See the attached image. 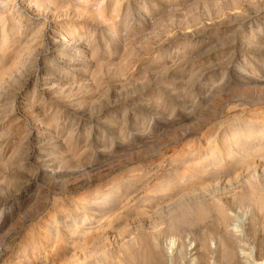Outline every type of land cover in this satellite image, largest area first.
I'll return each instance as SVG.
<instances>
[{"label":"rangeland","instance_id":"1","mask_svg":"<svg viewBox=\"0 0 264 264\" xmlns=\"http://www.w3.org/2000/svg\"><path fill=\"white\" fill-rule=\"evenodd\" d=\"M4 1L0 264L98 254L85 236L107 217L75 218L112 195L105 206L117 202L113 225L126 239L110 233L106 244L151 248L172 218L152 230L137 213L205 183L186 214L195 220L163 237L165 264H264V0ZM71 31L80 65L56 57L55 41Z\"/></svg>","mask_w":264,"mask_h":264},{"label":"bare ground","instance_id":"2","mask_svg":"<svg viewBox=\"0 0 264 264\" xmlns=\"http://www.w3.org/2000/svg\"><path fill=\"white\" fill-rule=\"evenodd\" d=\"M43 1V0H42ZM47 1V0H44ZM53 0H48L49 3H51ZM85 1H89V0H82V2ZM103 0H101L102 2ZM55 2V1H54ZM5 1L4 0H0V5H5ZM36 5L39 7L40 1L39 0H35ZM53 3V2H52ZM45 4V3H44ZM86 4V3H84ZM88 4V3H87ZM43 5V4H41ZM46 5V4H45ZM55 5V4H54ZM101 5V4H100ZM6 6V5H5ZM36 6V7H37ZM51 6V4H50ZM2 7V6H1ZM0 7V9H1ZM44 7V6H43ZM172 7V6H171ZM6 8V7H5ZM49 8V7H48ZM87 8V7H85ZM3 9V7H2ZM9 9V8H8ZM41 9V8H40ZM77 9V8H76ZM47 10V9H46ZM55 10V9H54ZM78 10V9H77ZM99 11H101V7L99 6L98 9ZM9 11V10H8ZM80 11V10H78ZM12 12V11H11ZM51 12V11H50ZM59 12V11H58ZM83 12V10H82ZM88 12V11H86ZM85 12V13H86ZM90 12V11H89ZM96 12V11H95ZM45 13V12H44ZM53 13V11H52ZM8 14V13H7ZM81 14V13H80ZM91 14V13H90ZM99 14V13H98ZM97 16V15H96ZM22 17V16H21ZM11 21V20H10ZM12 22V21H11ZM150 22V21H149ZM2 23V21H1ZM5 23V22H4ZM17 23V20H16ZM18 25V24H17ZM40 29V27H39ZM38 29V30H39ZM5 26L3 24L2 27V32H3V36L0 39V50L6 47V42H7V37L4 34L5 32ZM21 30V29H20ZM39 32V31H38ZM34 34V33H33ZM127 39V38H126ZM119 41V40H118ZM128 41V40H127ZM131 41V40H130ZM221 43V42H220ZM55 44L57 46V55L56 57L59 59V61L62 62H68L72 65H80L81 63H84V60L86 61V58L84 57L85 54V50L82 47L77 46V40L74 39L73 37V32H69V34H62V38H60L59 40L57 39V41H55ZM131 45V44H130ZM249 45V44H248ZM259 45V44H258ZM28 47V46H27ZM123 48V47H122ZM23 49V48H22ZM17 50V49H16ZM127 50V49H126ZM8 51V50H7ZM67 51H71V52H67ZM126 52V51H125ZM20 53V52H19ZM22 54V53H21ZM77 55V56H76ZM87 56V55H85ZM14 57V56H13ZM12 57V60H13ZM81 57V58H80ZM195 57V56H194ZM6 58V57H5ZM20 59V57L18 58ZM102 59V58H101ZM12 60L9 61V65L10 62L12 64ZM58 61V62H59ZM92 62V61H91ZM17 63V62H15ZM117 63V62H116ZM61 64V63H60ZM96 64V62L94 63ZM17 65V64H16ZM99 65H101L99 63ZM7 66V65H6ZM13 66V65H12ZM98 66V65H97ZM59 67V66H58ZM165 67V66H164ZM3 68V67H2ZM56 68V67H55ZM79 69L80 67H76V69ZM101 68V67H100ZM4 69V68H3ZM93 69V68H92ZM55 71V70H54ZM75 72V70H74ZM52 73V72H51ZM65 74V73H64ZM69 75H73V74H69ZM90 75V74H89ZM247 75V74H246ZM2 77V76H1ZM54 76H46V80H45V85L47 86V88L49 90H52L54 87L55 82L54 81ZM93 79V78H92ZM82 80V79H81ZM86 81V80H85ZM66 80H65V84H66ZM72 82V81H71ZM74 83V82H73ZM82 84V82H80ZM60 84V83H59ZM71 85V83H70ZM73 85V84H72ZM71 85V86H72ZM83 86V85H82ZM60 90V89H59ZM64 90V89H63ZM62 92V91H61ZM160 107V106H159ZM187 117V116H186ZM123 119V118H122ZM70 120V119H69ZM65 121V120H64ZM123 122V120L121 121ZM58 125V124H57ZM115 127V126H114ZM71 128V127H70ZM120 128V127H119ZM50 130V129H49ZM52 130V129H51ZM68 131V130H67ZM120 131V130H119ZM47 132V131H46ZM121 132H118V134H120ZM255 132H252L251 134H254ZM250 134V135H251ZM244 135V132H242L241 135H238L235 137V141H237L238 139L242 138V136ZM120 136V135H119ZM246 136V135H244ZM122 137V136H121ZM37 139V138H36ZM60 143V142H59ZM64 143V142H62ZM38 145V144H37ZM65 146V145H64ZM38 147V146H37ZM75 155V154H74ZM39 156V155H38ZM49 156V155H48ZM115 156V155H114ZM69 157V156H68ZM65 158V161L67 162ZM63 159V158H62ZM69 160V159H68ZM39 161V160H38ZM61 161V160H60ZM59 162V161H58ZM250 160L246 159L244 161V165L245 166H249L250 165ZM43 164V163H42ZM58 165H60V163H58ZM76 165V164H75ZM59 167V166H58ZM62 167V166H60ZM241 167V166H240ZM244 167V166H243ZM61 170V169H60ZM59 170V171H60ZM65 170V169H64ZM52 172V171H51ZM59 173V172H58ZM238 180V179H237ZM203 186H196V185H192L190 186L188 189L184 190L180 195L173 197L172 199L170 198L169 201H165L160 204H156L153 205L152 208L150 209L149 212H145L142 211L140 213L139 217H144L146 216V221L148 219L149 220V227H151L152 230L157 229V227L160 224V220H162L163 218H165L166 216H170L172 218V221L170 223H168V232H164L163 229L160 230H156V233L158 234L155 239L154 242L151 245V248H149L147 245L145 247H139V248H135L134 246L132 247H127L126 244H122V245H116L113 246L112 244H106V240L107 237L110 233L116 234L115 238L117 237L118 239H122L120 241H124V239H126V229L124 227H115L113 225L114 220H118V215L116 214V211L118 209L117 207V202H115L114 204H111L110 206H105L106 204H109L110 200L113 198L112 196H104L100 201H99V206L98 207H91L89 209L86 210V213L84 215H81L80 217H76L75 221H84L86 219L90 218V215L88 214H92L93 217H100L102 218H106V225L105 226H99L98 228H96V230L91 234V236L89 235V232L86 233L85 236V240H87V242H97L99 243L98 248L100 249V252L98 250V254L97 251L95 249L94 253L92 252L93 250H76L74 248V251L72 252L71 256H66L64 258H58L56 259L52 264H165L167 261V253L165 250V243H164V238L163 237H167V236H174V235H179V232L182 231L181 228L183 226V221L185 220H189L190 217H187L186 214L191 213L192 209L189 206V203L192 201V196L202 193V192H206L208 190V188L210 187V185L208 184H202ZM227 185V184H226ZM5 204V203H4ZM216 206L219 209V212H221V219L219 220L220 226H222L223 224L225 225L224 228L226 229L227 226V222L229 221V217L225 212V208H223L222 204L220 202H216ZM199 209H200V213L199 216H204V214L206 213V210L204 208V206H202L201 204H199ZM186 210V211H185ZM189 210V211H188ZM197 213V212H195ZM138 217V216H137ZM187 217V218H185ZM115 218V219H114ZM191 221L195 220V219H190ZM2 221V220H1ZM145 221L143 218H138V222L140 223L139 225V230L140 229H144L146 227L145 224L141 225V222ZM77 222V221H76ZM189 222V221H188ZM99 223V222H98ZM143 223V222H142ZM105 224V223H104ZM147 225V224H146ZM89 229V228H88ZM91 229V227H90ZM89 229V230H90ZM164 232V233H163ZM162 233V234H161ZM166 233V234H165ZM120 236H119V235ZM230 234V233H229ZM228 233H222V235L220 236V241L221 244L223 245V254L227 257V258H233L235 256V251L232 248L231 245V238L229 237ZM114 237V235H113ZM120 237V238H119ZM138 237L135 236L134 238H130L129 242H131L132 244H134V242L138 243ZM86 243V242H85ZM96 243V244H97ZM84 244V243H83ZM84 246V245H83ZM205 246V245H204ZM89 247V246H88ZM138 247V246H137ZM185 247V243L183 241H179L178 243V249L176 252V255L179 256L181 255V253L183 252V249ZM90 248V247H89ZM86 249V248H85ZM222 250V249H221ZM204 252V251H203ZM123 253V254H122Z\"/></svg>","mask_w":264,"mask_h":264}]
</instances>
